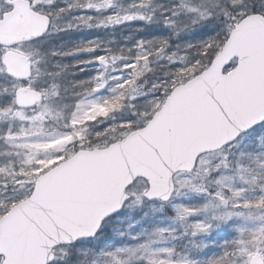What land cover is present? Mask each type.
I'll return each instance as SVG.
<instances>
[{
  "label": "snow or ice",
  "instance_id": "1",
  "mask_svg": "<svg viewBox=\"0 0 264 264\" xmlns=\"http://www.w3.org/2000/svg\"><path fill=\"white\" fill-rule=\"evenodd\" d=\"M0 264H264V0H0Z\"/></svg>",
  "mask_w": 264,
  "mask_h": 264
}]
</instances>
